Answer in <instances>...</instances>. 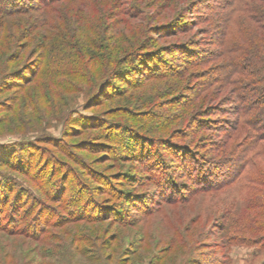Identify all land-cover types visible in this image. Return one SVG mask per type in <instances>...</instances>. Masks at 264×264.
I'll return each mask as SVG.
<instances>
[{
    "label": "rangeland",
    "instance_id": "374dc122",
    "mask_svg": "<svg viewBox=\"0 0 264 264\" xmlns=\"http://www.w3.org/2000/svg\"><path fill=\"white\" fill-rule=\"evenodd\" d=\"M25 1L41 5L18 0ZM232 1L125 0L103 6L109 0H88L83 15L90 23L78 27L64 19L96 40L143 37L150 51L125 63L131 80H115L99 93L77 82L83 88L64 93L62 102V91L53 86V103L38 102L41 90L34 84L0 95V264H264V243L233 237L252 225L247 219L253 187L243 177L234 180L237 169L222 167L230 155L221 146L238 124L240 105L226 79L229 65L220 57L223 27L229 25L233 42L264 30L233 12ZM124 4L128 15H115ZM252 6L264 8V0H252ZM27 15L13 16V27L23 18L27 28ZM27 33L20 41L30 46L11 62L9 82L26 79L38 67L29 61L37 60L39 47ZM63 102L69 105L66 114ZM237 128L242 140L249 128ZM147 151L167 170L153 173L135 157ZM188 154L202 167L186 164L182 158ZM203 162L210 164L208 174ZM200 173L207 178L202 183L196 182ZM159 174L175 189H161Z\"/></svg>",
    "mask_w": 264,
    "mask_h": 264
},
{
    "label": "trees",
    "instance_id": "16d2710c",
    "mask_svg": "<svg viewBox=\"0 0 264 264\" xmlns=\"http://www.w3.org/2000/svg\"><path fill=\"white\" fill-rule=\"evenodd\" d=\"M38 1L41 5L37 6L32 4L28 5V1L20 3L18 0H0V95L4 94L8 89L14 86L25 89L29 85L34 84V89L40 88L41 90V92H36L35 94L38 102L45 100L47 103H53L55 102L53 95H51V86H53L55 88L58 87L59 91H62V93L58 92V96H60L59 102H62L64 101V93L77 92L83 88V86H78L77 82H86L88 87L96 88V90L98 89L99 93L105 89L114 87L115 80L127 82L131 80L130 78L127 79L128 75L126 73L130 70L129 66H125V63L132 57L140 54L142 55L144 52L147 54L146 50H149L150 48L148 44L146 45L147 42H145L146 40L143 39V37L140 38L139 36H136L130 41L121 40V38L110 39L105 36H103L101 40L93 39L89 32H84L78 28H72L69 24L63 22L66 17H69L68 19H71V22L68 21V23L79 24V27L81 22L83 23V21L87 19L83 15V7L88 0ZM118 1H123L125 3V0H109V2L103 6L110 4L116 5L119 4L117 3ZM17 4L21 7L18 9L13 8V6ZM232 5L234 7L233 12L246 15L244 17L251 21V23L252 21H256L257 23L260 22L259 25L264 29V8L257 9L256 7H253L252 0H233ZM103 6L101 5L98 8L101 9ZM36 11H40V15L32 14L31 17L27 15ZM44 12H46V14H43ZM98 13L100 15V12ZM23 15H27L25 18L28 20L32 18L30 22H27V28L21 26L23 18L17 19L15 24L19 22V25L13 27L11 18L13 16L21 17ZM115 15H128V9L125 8V4ZM34 18L35 20H33ZM98 19L100 26L103 27L104 24H106L104 23L106 16L103 14V16H99ZM87 22L90 23V21ZM163 24L164 22L158 23L157 26H155V29H159ZM57 25L60 26L58 27ZM142 27H144V25H142ZM224 27L222 33L223 50L222 56L220 57L224 59H221V61H224V64L228 63L229 65L226 79H228L230 90L237 96L235 101L238 100L240 105L238 104L236 108V112L239 113L238 124H236L237 126H234V132H232V134L226 135L228 136L226 143L223 141L224 143L221 146V152L223 150L224 154L230 155V157L225 160L226 162L222 167L237 169V173L234 175V180L243 177V179L248 180L253 187V193H251L252 198L248 203V209H251L248 213L250 217L247 219L248 221L251 219L252 225L243 229L239 228L241 234L237 233L239 237L235 235H233V237H237L240 242L242 241L248 244H263L264 30H261V33L255 32L250 38L247 37L242 39V42H233L229 40L228 36L229 25L225 23ZM91 31L92 29L90 32ZM25 33H27L26 37L30 36L32 40L35 39L33 47H39L35 52L37 53L40 51L39 57H37L38 61L35 58H31L29 61L32 63L38 62V67L35 70L30 71L27 74L26 79L24 78L20 82H9L12 75L10 70L11 62L18 60L22 55L21 53L29 48V43H31V41H20L25 37ZM18 43L22 46H18ZM17 49H19V51H17ZM95 49L97 50L95 51ZM14 55H16V57ZM45 59L47 60L46 62ZM134 70L138 72L140 71L139 68ZM232 73L236 76L240 75L247 77L243 79L249 82L248 85H243V79L231 78ZM41 87H46V91L42 92ZM258 94H263V96H258ZM63 106L64 108L61 113L66 114L69 105L65 103ZM103 122L107 125L106 120H103ZM78 123L76 124L83 126V123L82 125ZM95 125L96 127L103 126L101 123ZM207 125L208 124H205V126ZM242 125L249 128L247 131H244V133L246 132V135L243 137V141L238 140V134L235 136L236 131L238 130L237 127ZM250 131L251 134H249ZM252 132L255 134V137L252 136ZM233 136L234 138H232ZM229 140H231L232 143H230V145L228 143ZM234 141L236 144L235 147ZM113 142L117 143L116 141ZM239 147L241 148L238 149ZM83 149L89 150L87 146L83 147ZM171 153L176 156L175 153ZM145 154H149V152H143V156L138 153L135 157H138L139 161L143 160L142 163H145L146 167L150 168L153 173L167 170L168 167L162 166L163 164L160 163V159L150 158L147 155L145 156ZM182 159L186 164L196 162L201 165L198 157L193 158L190 154ZM211 163L215 164L217 162ZM257 164L262 166L260 167V170L256 171L255 176H251L250 173L255 167H257ZM219 166L220 165H217L215 168L219 169ZM207 167H210V164H205L203 162L202 170L205 171L204 174H208ZM247 167H250V172H245ZM85 169L87 168L85 167ZM230 173H232V170H230L226 176L224 175V179H229L228 177H230ZM204 174L197 176L196 182H204V179H207ZM159 177L162 178L161 174H159ZM164 180L165 178L163 177L160 181L161 189H175L172 185L173 182H166L164 184ZM223 183L224 181H222L220 185ZM109 186H104V189H109ZM66 190H68V188H66ZM236 223L238 225L240 222ZM235 231L232 232L236 233Z\"/></svg>",
    "mask_w": 264,
    "mask_h": 264
}]
</instances>
